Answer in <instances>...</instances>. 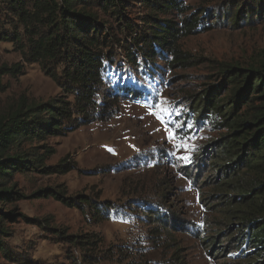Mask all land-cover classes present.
Instances as JSON below:
<instances>
[{
  "label": "rangeland",
  "instance_id": "rangeland-1",
  "mask_svg": "<svg viewBox=\"0 0 264 264\" xmlns=\"http://www.w3.org/2000/svg\"><path fill=\"white\" fill-rule=\"evenodd\" d=\"M235 1L246 2L181 0L211 24ZM129 11L134 20L147 13L140 4ZM10 17L1 4L0 32H12ZM241 24L238 29L216 24L183 37L179 46L189 62L152 75L123 62L117 39L109 44L114 64L96 88L89 117L41 143L53 151L42 169L11 178L13 191L23 198L0 203V240L7 249V255L0 252V264H237L235 251L226 259L223 252L215 256L227 243H220L223 233L216 244L223 246L211 254L202 242L219 228L203 204L207 187L200 186L196 165L202 147L219 134L192 120L186 102L218 83V63L247 66L263 60L264 18L252 26ZM1 66L14 69L0 77V118L19 106L73 100L41 65L25 61L17 44L0 40ZM127 79L143 96L122 92ZM182 156H191L192 162L178 159ZM44 188L59 196L33 195ZM64 198H86L91 206H69ZM100 205L104 214L95 216L92 206ZM11 210L15 219H3ZM158 213L173 215L183 227L148 218ZM86 238L89 244L76 243Z\"/></svg>",
  "mask_w": 264,
  "mask_h": 264
},
{
  "label": "trees",
  "instance_id": "trees-1",
  "mask_svg": "<svg viewBox=\"0 0 264 264\" xmlns=\"http://www.w3.org/2000/svg\"><path fill=\"white\" fill-rule=\"evenodd\" d=\"M245 1L230 3L219 21L211 24L203 12H189L181 0H0L12 26V32H0V40L17 44L25 61L41 65L73 99L19 106L0 118V203L23 198L13 191L11 178L43 168L53 153L41 144L44 140L71 131L94 110L96 88L114 64L107 46L115 39L123 62L132 69L152 75L175 65L183 68L189 62L179 46L183 37L216 24L238 29L241 22L252 26L264 18V0ZM132 4L142 5L147 13L134 20L129 11ZM110 23L116 32L109 31ZM13 69L1 66L0 77ZM216 70L218 83L186 102L192 120L212 126L219 134L202 147L196 165L197 180L207 187L203 204L212 211L210 222L219 228L201 236L202 242L211 254L223 246L216 245L223 233L220 243H227L215 256L223 252L226 259L235 251L237 264H264V58L247 66L220 62ZM127 80L122 92L143 96ZM33 195L59 196L50 188ZM74 199L63 201L69 206H91L86 198ZM104 208L92 206L94 215L104 214ZM156 215L148 218L183 227L173 215L172 219ZM15 216L13 210L3 213V219ZM76 243L89 244V239ZM0 252L7 255L1 240Z\"/></svg>",
  "mask_w": 264,
  "mask_h": 264
},
{
  "label": "snow or ice",
  "instance_id": "snow-or-ice-1",
  "mask_svg": "<svg viewBox=\"0 0 264 264\" xmlns=\"http://www.w3.org/2000/svg\"><path fill=\"white\" fill-rule=\"evenodd\" d=\"M149 107H152V105H149ZM161 115H163V112H161ZM189 127H191V125H189ZM169 135H171V133H169ZM190 148L194 149V146H190ZM178 159L183 160L185 163H191L192 162L191 156H182V157H178ZM197 198H198V202H199V193H197Z\"/></svg>",
  "mask_w": 264,
  "mask_h": 264
}]
</instances>
